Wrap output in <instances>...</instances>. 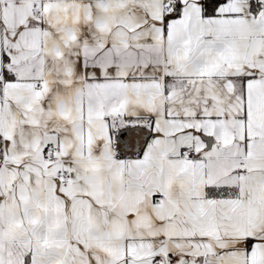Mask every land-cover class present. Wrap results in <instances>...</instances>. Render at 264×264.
<instances>
[{
  "label": "crops",
  "instance_id": "crops-1",
  "mask_svg": "<svg viewBox=\"0 0 264 264\" xmlns=\"http://www.w3.org/2000/svg\"><path fill=\"white\" fill-rule=\"evenodd\" d=\"M0 264H264V0H0Z\"/></svg>",
  "mask_w": 264,
  "mask_h": 264
},
{
  "label": "trees",
  "instance_id": "trees-1",
  "mask_svg": "<svg viewBox=\"0 0 264 264\" xmlns=\"http://www.w3.org/2000/svg\"><path fill=\"white\" fill-rule=\"evenodd\" d=\"M221 0H202V9H203V14L204 15H213L214 14V8L216 7V5L220 2ZM174 9L179 8V4L177 2H175L173 4ZM258 8H261L260 5H258ZM256 9L253 6H251V10L253 13L256 12ZM170 17L169 12L165 14L164 16V22H166ZM6 75V71L4 72ZM139 150H137L136 152H127L123 149H121V147H118L117 144H115V156L117 157H134L136 155L139 154Z\"/></svg>",
  "mask_w": 264,
  "mask_h": 264
},
{
  "label": "water",
  "instance_id": "water-1",
  "mask_svg": "<svg viewBox=\"0 0 264 264\" xmlns=\"http://www.w3.org/2000/svg\"><path fill=\"white\" fill-rule=\"evenodd\" d=\"M130 130L129 129H122L118 132L116 136V142L120 144L121 148L128 151V152H136L139 147L138 139L134 140V145L130 147ZM146 138V135H143V140Z\"/></svg>",
  "mask_w": 264,
  "mask_h": 264
},
{
  "label": "built area",
  "instance_id": "built-area-1",
  "mask_svg": "<svg viewBox=\"0 0 264 264\" xmlns=\"http://www.w3.org/2000/svg\"><path fill=\"white\" fill-rule=\"evenodd\" d=\"M37 87H41V84L39 82L36 83ZM193 148L192 147H186L180 151V156L182 157H190L193 155ZM45 155H48V151L45 152ZM60 178H62L60 184L65 185L66 184V176L65 174H61ZM164 196L158 195L154 198L155 203H161L164 200Z\"/></svg>",
  "mask_w": 264,
  "mask_h": 264
}]
</instances>
